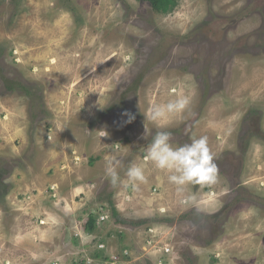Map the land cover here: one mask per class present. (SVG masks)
Returning a JSON list of instances; mask_svg holds the SVG:
<instances>
[{"label": "rangeland", "instance_id": "obj_1", "mask_svg": "<svg viewBox=\"0 0 264 264\" xmlns=\"http://www.w3.org/2000/svg\"><path fill=\"white\" fill-rule=\"evenodd\" d=\"M175 1L160 14L136 0H0V264H48L62 248L63 235L17 234L26 217L41 224L44 196L56 198L50 182L40 195V177L68 173L69 157V179L90 194L74 197L78 218L57 211L84 233L65 264L102 263L99 244L104 256L127 251L126 264H158L150 227V242L170 246L162 264H264V0ZM178 95L187 109L150 119ZM157 131L174 146L206 136L216 181L178 191L144 159ZM107 154L125 181L143 162L149 182L91 177ZM110 202L142 224H117ZM87 209L99 219L90 235Z\"/></svg>", "mask_w": 264, "mask_h": 264}, {"label": "clouds", "instance_id": "obj_2", "mask_svg": "<svg viewBox=\"0 0 264 264\" xmlns=\"http://www.w3.org/2000/svg\"><path fill=\"white\" fill-rule=\"evenodd\" d=\"M189 104L188 96L178 95L166 103L153 105L150 109V119L157 122L169 115L182 113ZM125 115L129 116V122L135 118L128 113ZM146 157L157 169L169 173L168 181L176 185L178 191H183L185 185L194 182L214 183L217 178L218 168L213 162L206 136L192 138L189 143L174 146L171 132L157 131L147 146ZM122 163L115 155H110L106 160V174L112 186L137 185L146 180L144 167L137 163L127 167V180H123L117 171Z\"/></svg>", "mask_w": 264, "mask_h": 264}, {"label": "crops", "instance_id": "obj_3", "mask_svg": "<svg viewBox=\"0 0 264 264\" xmlns=\"http://www.w3.org/2000/svg\"><path fill=\"white\" fill-rule=\"evenodd\" d=\"M101 125H103L102 127H108L109 129H112V127H114L113 124H106V122H101ZM47 146L49 147L50 145H47ZM51 148H52V145H51ZM48 155L54 156L52 151L49 152ZM108 155L109 154L103 155V157L105 156V160H107L106 156H108ZM73 156L75 157V155H73ZM61 158H62V156H61ZM81 158H82V160H85L84 155L81 156ZM144 159L147 160L146 155H145ZM69 161L70 162H68V164H67V166L69 168L68 173H71L73 171L72 167H74V165L71 164L70 157H69ZM138 161H139V159H138ZM63 162H64V159H63ZM96 164H98V165H96L92 169L93 171L87 169L88 172L91 174V177H94L97 174L99 175L100 172H102L101 176L104 179H105V177H108L106 174V168L103 164V161H101L99 163L97 162ZM99 164L101 165V168L99 167ZM139 164L140 165L142 164L143 166H145V164H143V162H141V161H139ZM53 167L57 168L56 165H54ZM144 169L147 170V168H144ZM68 173L62 172L61 169L60 170L56 169V171H55L56 176L54 179L51 178L52 176H49L48 178H45V176L40 177V180L38 183V188L36 187L39 190V193L41 191L40 195H42L43 190L46 189L42 186L44 184L49 185V182H50V184L54 186V189H53V191L55 190L54 198H56V199L54 200L49 195L44 196L45 200H47V202L49 204H46L45 206L39 208V210H41V211L45 210L42 215L40 213L41 217H39L40 219L38 220V222H40V223L42 222V224H39V225L35 224L33 221L30 220V218L26 217V218H24V221L26 220V222L23 224L24 230L20 229L18 234H17L18 236H22L21 237L22 239L25 238V235L34 236L36 234H42L43 235L45 233L47 234L46 235L47 237L48 236L50 237L53 235H63V238L61 240L62 248L53 247V252L51 254V255H53V258L51 259V261L48 262V264H65L64 263L65 260L66 261L68 260V258L66 256L68 254V251H66L64 248H68L69 246L73 245L74 248L76 247V248L80 249L81 238L84 235L83 231H81V229H79L78 227H71L70 224L67 225L65 223H62L63 222L62 218L59 217V215L57 213V211H60V214H62L63 218H67V219H69V221L71 219L78 218L79 213H77V205L73 202V199H74V197H80L79 195H81V196L85 195L84 197H86V196H89V194H90V191L87 188H84L82 186V183H83L82 181H79V179H76V177H75V179H73V181L70 180L69 176H72V175L71 174L68 175ZM101 176H99L97 178L102 179ZM146 176L150 179L149 174L145 173V177ZM65 180L72 181V183L68 184L67 182H65ZM146 182H149V180L147 178L144 182L138 183V186H144ZM72 184H73V188L67 191L65 189V187L72 186ZM49 186L47 187L48 189H49ZM35 199H36V197H35ZM49 208H50V210H49ZM86 211H88V212H84L81 215H86L88 217L90 215H93L91 213V211H89V209H87ZM18 219H21V216H20V218L17 216V220ZM97 219H98V217H97ZM87 220H88V218H87ZM86 222H85L84 226L86 225ZM98 222H99V219H98V221L96 220L95 227L90 232L86 231V226L84 227V230L87 232L88 235H90L96 229V227L99 225ZM77 225H78V223H77ZM72 229L75 230L74 233H72ZM74 234H76V235H74ZM68 243H70V244L68 245ZM32 246L34 247V244H32ZM36 249H37V253L40 252V250H41L39 246L36 247ZM63 250H65V252Z\"/></svg>", "mask_w": 264, "mask_h": 264}, {"label": "trees", "instance_id": "obj_4", "mask_svg": "<svg viewBox=\"0 0 264 264\" xmlns=\"http://www.w3.org/2000/svg\"><path fill=\"white\" fill-rule=\"evenodd\" d=\"M139 1L141 3H147L151 9L157 13L160 14H169L173 8L176 5V1L175 0H136ZM20 88V87H19ZM21 89L24 90V88L21 86ZM109 208H110V212H111V216L113 217V219H115L117 224H122V225H140L142 224V222L140 223H134L131 224L129 221L122 219L119 214L116 212L113 204L110 202L109 203ZM97 217H94L93 215H90L88 217V220L86 222V231H92L93 228L95 227V223H96ZM92 256L98 258L101 257V253L99 251H96ZM84 264V263H81Z\"/></svg>", "mask_w": 264, "mask_h": 264}, {"label": "built area", "instance_id": "obj_5", "mask_svg": "<svg viewBox=\"0 0 264 264\" xmlns=\"http://www.w3.org/2000/svg\"><path fill=\"white\" fill-rule=\"evenodd\" d=\"M78 158H76L77 160ZM101 220H104V218H101ZM42 224V222H41ZM146 237L149 239L150 236H152L153 234V230L152 228H148V230L146 231ZM150 234V235H148ZM145 240V242L147 243V245L151 246V248H154L158 257V264H162V261L165 259V256H168V254L170 253V246L168 244H156L155 240H152L151 239V242L150 240ZM153 243V244H152ZM104 244H99L97 246L98 249H96V251H99L102 255V263H99V264H126V261L127 260V256H126V253L127 251H123L121 253V255L118 257L116 254H113V253H110V254H107L106 256L103 255V251H104ZM93 259H96V257H94ZM156 263V262H155ZM97 264V263H96Z\"/></svg>", "mask_w": 264, "mask_h": 264}]
</instances>
